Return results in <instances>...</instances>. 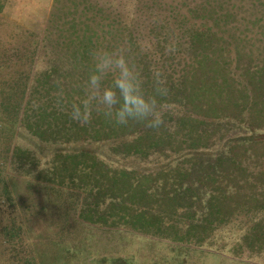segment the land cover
Returning a JSON list of instances; mask_svg holds the SVG:
<instances>
[{
    "label": "trees",
    "instance_id": "1",
    "mask_svg": "<svg viewBox=\"0 0 264 264\" xmlns=\"http://www.w3.org/2000/svg\"><path fill=\"white\" fill-rule=\"evenodd\" d=\"M79 1L82 9L87 7ZM205 3L196 2L189 11L208 24L196 25L188 17L172 25L153 20L138 29L122 21L109 22V38L104 37L102 44L87 33L57 41L69 50V64L62 58L48 61L24 84L22 93L27 89L28 100L21 110L18 103L15 108L22 128L48 150L38 164L28 148H11L27 191L31 193L34 179L46 194L74 199V221L109 230H145L173 241H185L179 223L185 226L184 235L198 238L194 234L212 222L223 223L239 211L264 210V56L251 57L245 50L246 33L229 23L234 18L229 8L217 9L212 0ZM169 13L185 17L174 9ZM218 29L225 30L226 37ZM115 39L128 50L126 56L140 69L146 88H151L152 69L163 71L170 89L162 101L165 127L151 130L134 122L117 126L97 115L87 125L70 120L67 105L83 95L82 85L92 68L90 51L112 50ZM9 91L18 98L15 90ZM6 100L3 105L11 107ZM0 120L8 123L0 126L13 130L5 115ZM2 189L8 203L14 204L6 183ZM26 203L23 197L16 209ZM195 210H203L199 219ZM38 213L47 225L65 226V219L60 221L57 215L48 219L43 204ZM261 220L251 219L241 235L252 247L264 240ZM8 228L10 235L21 233L18 226ZM71 242L77 250L80 244ZM50 244L70 249L63 240ZM48 245L43 241L41 251Z\"/></svg>",
    "mask_w": 264,
    "mask_h": 264
},
{
    "label": "rangeland",
    "instance_id": "2",
    "mask_svg": "<svg viewBox=\"0 0 264 264\" xmlns=\"http://www.w3.org/2000/svg\"><path fill=\"white\" fill-rule=\"evenodd\" d=\"M206 1L83 0L87 7L82 9L79 0H0V115H5L14 125L10 130L8 126L2 127L8 123L0 120L3 124L0 126V264H125V261L128 264H264V240L252 247L241 238L249 229L251 219H262L264 223V210L257 213L239 211L223 223L212 222L209 228L194 234L199 235L198 238L192 234L184 235L185 226L179 223V235L185 241H173L170 236L149 234L145 230L140 233L116 228L109 230L100 225L74 221L72 197L66 198L51 191L46 194L43 188H38L41 184L34 179L30 180L31 193L27 191V184L17 166L20 161L13 158L10 151L15 145L28 148L33 161L38 164L44 161L43 152H48L45 144L22 128L17 119L20 111L15 108L18 103L21 110L28 100L25 96L27 89L22 93L24 84L32 80L48 61L62 58L66 65L69 64V50H65L64 46L61 48L57 41L64 39L68 42L69 39L74 40L77 33H87L92 40L102 44L104 37L109 38V22L117 25L122 21L128 27L138 29L153 22H169L170 25L184 23L180 19L188 17L187 21L196 25L208 24L199 20L198 15H190L189 11L196 2L206 4ZM212 1L215 8H229L233 12L234 18L229 23L236 25V30L242 29L240 32L246 33L242 39L243 47L248 49L251 57L264 56V0ZM173 9L185 17L179 16L176 20L169 13ZM243 25L245 28H242ZM146 29L141 28V33H145ZM218 32L226 37L225 30ZM124 39L122 34L120 40ZM113 44L112 49L123 48L128 55L122 43H116L115 39ZM233 47L230 44L229 48ZM231 49L229 53L232 57ZM230 68L238 71L233 63ZM10 89L15 90L18 98ZM5 97L11 107L3 105ZM14 111H18L16 116ZM3 183L10 189L8 195L14 199L12 205L2 193ZM17 191L22 197L15 196L20 195ZM23 197L27 198L28 204L16 209ZM40 204L47 209L48 219L54 220L57 215L58 220L65 219V226L47 225L38 213ZM195 211V219H199L203 210ZM179 218L181 222L183 219ZM11 225L18 226L21 233L15 236L8 234ZM154 229L156 231V227ZM52 240H63L70 249L63 251L54 247L50 244ZM43 241L49 243L45 252L41 251ZM71 241L80 244L77 250H73L69 244Z\"/></svg>",
    "mask_w": 264,
    "mask_h": 264
},
{
    "label": "clouds",
    "instance_id": "3",
    "mask_svg": "<svg viewBox=\"0 0 264 264\" xmlns=\"http://www.w3.org/2000/svg\"><path fill=\"white\" fill-rule=\"evenodd\" d=\"M89 55L92 68L82 85L83 95L67 105L70 120L87 125L97 115L117 126L130 122L151 130L166 126L162 101L170 89L160 68L152 69L149 90L140 69L129 61L123 48H97Z\"/></svg>",
    "mask_w": 264,
    "mask_h": 264
},
{
    "label": "crops",
    "instance_id": "4",
    "mask_svg": "<svg viewBox=\"0 0 264 264\" xmlns=\"http://www.w3.org/2000/svg\"><path fill=\"white\" fill-rule=\"evenodd\" d=\"M135 233H133V235H134ZM135 236H138L137 234H135Z\"/></svg>",
    "mask_w": 264,
    "mask_h": 264
}]
</instances>
